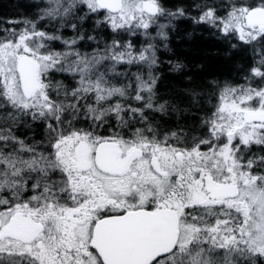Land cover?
Returning a JSON list of instances; mask_svg holds the SVG:
<instances>
[{"label":"snow or ice","instance_id":"1","mask_svg":"<svg viewBox=\"0 0 264 264\" xmlns=\"http://www.w3.org/2000/svg\"><path fill=\"white\" fill-rule=\"evenodd\" d=\"M31 7L0 20V264H264V0ZM182 30L234 71L197 81Z\"/></svg>","mask_w":264,"mask_h":264},{"label":"trees","instance_id":"2","mask_svg":"<svg viewBox=\"0 0 264 264\" xmlns=\"http://www.w3.org/2000/svg\"><path fill=\"white\" fill-rule=\"evenodd\" d=\"M29 9L23 6L20 1L16 0H0V20L10 18H22L30 15ZM184 28V26H182ZM190 30V29H185ZM185 30L176 34L177 38L173 41L174 51L177 56L187 63L192 68L193 65L204 64L205 68L193 69L194 78L199 81L202 78H211L210 76L203 75V73H214L215 75L224 78L229 76L230 70L225 67L222 62L214 59L211 55L216 49L213 48L210 40L203 37L193 36L188 39L185 35ZM164 86H178L184 87L180 78L173 73L168 72L167 68L164 69Z\"/></svg>","mask_w":264,"mask_h":264},{"label":"rangeland","instance_id":"3","mask_svg":"<svg viewBox=\"0 0 264 264\" xmlns=\"http://www.w3.org/2000/svg\"><path fill=\"white\" fill-rule=\"evenodd\" d=\"M16 1H20V3L26 7V10L29 9L28 13H32L33 12V9L31 7V3H32V0H16Z\"/></svg>","mask_w":264,"mask_h":264}]
</instances>
